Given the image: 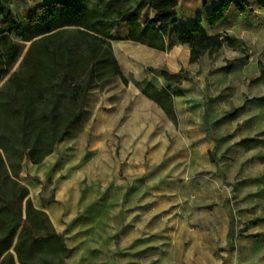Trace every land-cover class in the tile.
I'll use <instances>...</instances> for the list:
<instances>
[{
	"label": "rangeland",
	"instance_id": "1",
	"mask_svg": "<svg viewBox=\"0 0 264 264\" xmlns=\"http://www.w3.org/2000/svg\"><path fill=\"white\" fill-rule=\"evenodd\" d=\"M220 1L178 0L176 13L191 23ZM256 1L247 0L244 16L231 11L205 27L239 48L225 44L196 63L185 45L161 53L116 34L112 51L128 83L93 88L65 140L36 167L23 161L18 178L50 208L66 244L73 238L83 249L80 232L105 224L95 233L105 244L114 232L113 264H264V11ZM42 2L9 4L24 23ZM10 39L25 44L14 72L29 43L19 31ZM162 72L179 76L170 85L185 95L174 118L135 87L144 78L165 87Z\"/></svg>",
	"mask_w": 264,
	"mask_h": 264
},
{
	"label": "trees",
	"instance_id": "2",
	"mask_svg": "<svg viewBox=\"0 0 264 264\" xmlns=\"http://www.w3.org/2000/svg\"><path fill=\"white\" fill-rule=\"evenodd\" d=\"M256 2L264 11V0ZM9 3L0 0V85L25 49L10 35L19 31L29 49L0 86V264H65L70 249L18 178L23 161L36 166L65 140L93 88L113 77L128 83L113 55V33L125 25L120 41L158 52H165L169 41L185 45L189 62L196 63L225 44L239 48L242 41L227 34L209 36L205 27H215L230 10L246 14L250 4L221 0L187 23L179 20L177 0H99L91 6L87 0H43L22 23ZM162 77L165 87L147 81L135 87L174 118L173 98L182 91L170 84L179 76L162 72Z\"/></svg>",
	"mask_w": 264,
	"mask_h": 264
},
{
	"label": "crops",
	"instance_id": "3",
	"mask_svg": "<svg viewBox=\"0 0 264 264\" xmlns=\"http://www.w3.org/2000/svg\"><path fill=\"white\" fill-rule=\"evenodd\" d=\"M177 3H178V0H177ZM232 10L229 11V13L231 12ZM228 13V14H229ZM240 14V13H239ZM241 16H244L245 14H240ZM227 16V15H226ZM225 16V17H226ZM224 17V18H225ZM224 20V19H223ZM222 20V21H223ZM181 22H183V20L181 19L180 20ZM221 22V21H220ZM176 27H178V25H176ZM127 32V27L125 25H121L119 29H117L116 32L113 33V36L114 37H118L116 34H118L120 37L121 36H124ZM122 41H125V40H122ZM129 42V41H128ZM132 43V42H130ZM169 45H168V48L166 49V51H168L169 49H171V46L173 47L175 44L172 43V41H169L167 42ZM134 44V43H132ZM143 46V45H142ZM145 47V46H144ZM147 48V47H145ZM148 49V48H147ZM148 50H153V49H148ZM156 51V50H154ZM165 51V52H166ZM158 52V51H156ZM165 52H161V53H165ZM116 60V59H115ZM118 62V61H117ZM119 68H120V65L118 64ZM121 71V69H120ZM122 73V71H121ZM123 74V73H122ZM108 80H112L111 81V84L116 82V81H120V78L118 77H113V78H110ZM144 80H148L146 78L142 79V81ZM153 83V82H152ZM151 84V83H150ZM154 85V84H153ZM155 86V85H154ZM156 87V86H155ZM144 96V95H143ZM148 101H150L146 96H144ZM183 97H185V95L182 94V96H179V97H175L173 98V103L175 100L177 99H182ZM88 101V100H87ZM151 103L153 101H150ZM87 104V102H86ZM85 104V105H86ZM175 104V103H174ZM87 110V105L84 107L83 109V112H82V116L83 117L85 115V112ZM91 151L89 150V153L86 154V155H83L82 157V162L81 164L83 163V166L86 162L90 161L93 157V154L90 153ZM191 155V154H190ZM206 157V154L204 155ZM46 159V158H45ZM44 159V160H45ZM207 159V157H206ZM43 160V161H44ZM42 161V162H43ZM41 162V163H42ZM40 163V164H41ZM23 165V163H22ZM31 165V164H30ZM39 165V164H36V166ZM31 166H34V165H31ZM34 166V167H36ZM23 167V166H22ZM22 172V170H21ZM21 174V173H20ZM27 186V185H26ZM27 189L29 191V195L31 196L32 198V204L33 206L36 208V209H39V210H42L44 211L48 217H49V220L51 221V223L53 224L55 230L57 233L61 234L62 233V228H59L57 227V224H55L53 221H52V218L50 216V208H46L45 206L39 204L37 202L38 200V196L37 195H34L32 193V190L29 186H27ZM127 189V188H126ZM126 191V190H125ZM125 191L123 192V198L125 197ZM124 224H120L119 227L117 226L115 230H120L121 228H123ZM100 227H103L105 230H107V226L105 224H97V225H88L87 226V229H84L82 230L80 233H81V237L80 239H83V242H87L86 246L81 249L80 247L78 246H75V241L73 240V238H70L71 240L69 241L68 244H66V241L64 239V242H65V246L67 249H70V255L68 256V258L65 260V264H101V263H104V264H113V255H115L116 257V254H114L115 252V245L113 243V240H112V235L114 234V232L112 234H107L106 237L108 238L106 243L105 244H102L100 241H98V234L95 233V231H97L98 228ZM109 227V226H108ZM88 233V234H87ZM63 237V236H62ZM85 240V241H84ZM79 248V249H78ZM105 259V262L102 260ZM117 259V258H116ZM67 261V262H66ZM115 264V262H114Z\"/></svg>",
	"mask_w": 264,
	"mask_h": 264
}]
</instances>
